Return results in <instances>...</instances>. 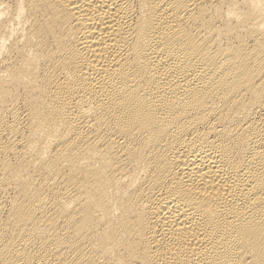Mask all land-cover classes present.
<instances>
[{"label": "bare ground", "instance_id": "obj_1", "mask_svg": "<svg viewBox=\"0 0 264 264\" xmlns=\"http://www.w3.org/2000/svg\"><path fill=\"white\" fill-rule=\"evenodd\" d=\"M0 264H264V0H0Z\"/></svg>", "mask_w": 264, "mask_h": 264}]
</instances>
